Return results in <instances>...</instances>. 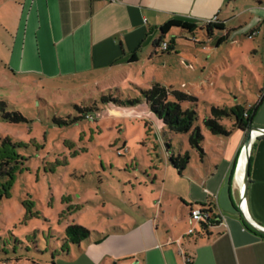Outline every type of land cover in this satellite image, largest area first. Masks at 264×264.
Wrapping results in <instances>:
<instances>
[{"label": "rangeland", "instance_id": "obj_1", "mask_svg": "<svg viewBox=\"0 0 264 264\" xmlns=\"http://www.w3.org/2000/svg\"><path fill=\"white\" fill-rule=\"evenodd\" d=\"M201 32L178 33L180 56L176 48L160 52L127 76L88 86L36 81L0 66V99L25 117L10 122L0 113V134L12 138L20 156L7 192L0 176V264H105L104 255L170 240L184 227L195 231L199 221L188 197L195 193L191 167L200 149L190 142L191 131H173L152 110L144 90L159 82L170 100L177 90L192 94L196 100L182 105L196 110L200 146L215 158L214 134L204 123L211 107L253 105L264 86L259 68L250 66L252 73L247 58L238 57L252 39L234 36L217 48L218 37L212 45ZM173 38L166 34L168 42ZM223 121L229 128L232 117ZM187 152L190 164L181 174L171 158ZM69 224L87 227L90 237L67 243Z\"/></svg>", "mask_w": 264, "mask_h": 264}, {"label": "crops", "instance_id": "obj_2", "mask_svg": "<svg viewBox=\"0 0 264 264\" xmlns=\"http://www.w3.org/2000/svg\"><path fill=\"white\" fill-rule=\"evenodd\" d=\"M172 16L199 26L211 20L223 22L224 30L208 35L212 45L222 35L228 36L224 42L240 35L252 39L248 47L244 40L238 57L247 58L245 68L252 73L250 66L259 68L264 83V0H0V66L36 81L70 82L75 87L114 81L129 75L141 60H155L162 51L154 42L162 35L161 25ZM235 20L238 24L230 27ZM198 29L207 35L205 29ZM169 32H174L176 56H180L184 49L178 48L183 47L177 43L178 33L186 31L173 27ZM163 40L167 41L166 35ZM134 53L136 59L131 61ZM161 60L166 67L171 64L168 57ZM260 99L253 126L264 127V86ZM245 137L239 129L227 136L214 134L211 140L218 156H210L201 145L198 162L191 167L195 177L191 180L195 193L188 197L191 211L194 204L211 202L220 215L218 222L208 227L199 222L201 226L196 224V232L190 234L184 227L180 236L125 250L122 256L104 255L105 264H264V235L244 225L240 210L238 177ZM254 143L246 208L264 226V135Z\"/></svg>", "mask_w": 264, "mask_h": 264}, {"label": "trees", "instance_id": "obj_3", "mask_svg": "<svg viewBox=\"0 0 264 264\" xmlns=\"http://www.w3.org/2000/svg\"><path fill=\"white\" fill-rule=\"evenodd\" d=\"M173 27L181 28L187 32L194 33L198 28L205 29L207 36L211 35L213 30H224L225 25L218 20H211L208 23L199 26L197 22L179 17L172 16L160 27L162 35L154 42L155 47L162 51V53H170L175 48V40L171 42L164 41L163 36L166 35ZM209 37V36H208ZM227 35H222L217 39L216 44L223 43ZM166 43L167 46L163 47ZM136 59L134 53L131 61ZM146 99L150 104L152 110L162 117L165 123L175 132H190V142L201 150L200 141L203 138L200 127L194 128V122L197 119V112L195 109L188 107L184 108L183 100L195 101L196 98L192 94L183 91H174L175 98L170 100L169 89L159 82H155L151 88L144 90ZM112 101H117L113 99ZM262 100L250 106L235 105L230 108L227 107H211V113L204 118L205 126L213 133L218 135H230L233 131L239 129L242 132H248L253 126V119L255 113L259 109ZM0 113L2 117L10 122H21L25 117L21 112L8 110L7 103L0 99ZM224 116L232 117L231 125L228 128L223 121ZM255 143H253L252 151ZM16 143L9 136L0 134V176L6 177L4 182V189L9 190L12 186L14 175L17 170V165L20 162V156L15 150ZM172 163L176 168L182 172L190 162V155L187 152L185 155L172 156ZM7 192V191H6ZM203 211L209 213L206 220L200 221L201 225L208 227L219 221L220 215L215 213V204L211 202L200 203L199 206ZM193 209V208H192ZM244 225L252 229L244 220ZM258 233V232H257ZM261 234V233H259ZM67 243L79 245L82 240L87 239L91 235V230L80 224H69L66 227ZM264 235V234H261Z\"/></svg>", "mask_w": 264, "mask_h": 264}, {"label": "water", "instance_id": "obj_4", "mask_svg": "<svg viewBox=\"0 0 264 264\" xmlns=\"http://www.w3.org/2000/svg\"><path fill=\"white\" fill-rule=\"evenodd\" d=\"M253 133H256L254 137H253ZM259 135H264V127H260L256 125L252 126L247 133V137L245 139V142L241 150V154L243 152L246 153V165H245L244 179L242 181V197H241L242 204L240 206V210L247 224L252 229L256 230L257 232L264 234V226L257 223L255 220H253L251 216L248 214L247 208H246L247 191H248L249 180H250V162H251V156H252V146H253L255 139Z\"/></svg>", "mask_w": 264, "mask_h": 264}, {"label": "built area", "instance_id": "obj_5", "mask_svg": "<svg viewBox=\"0 0 264 264\" xmlns=\"http://www.w3.org/2000/svg\"><path fill=\"white\" fill-rule=\"evenodd\" d=\"M167 44L164 43L163 44V47H166ZM208 215L209 213L206 212V211H203L200 207H196V208H193L192 211H191V217L192 219H196L198 220L199 222L200 221H204L208 218ZM194 230L192 228H190L189 232L192 233Z\"/></svg>", "mask_w": 264, "mask_h": 264}, {"label": "bare ground", "instance_id": "obj_6", "mask_svg": "<svg viewBox=\"0 0 264 264\" xmlns=\"http://www.w3.org/2000/svg\"><path fill=\"white\" fill-rule=\"evenodd\" d=\"M255 134L256 133H253V137L255 136ZM245 165H246V153L243 152L242 155H241V159H240V164H239V177H238L242 181L244 179Z\"/></svg>", "mask_w": 264, "mask_h": 264}]
</instances>
